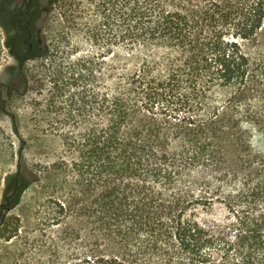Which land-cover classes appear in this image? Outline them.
Returning <instances> with one entry per match:
<instances>
[{"label":"trees","instance_id":"16d2710c","mask_svg":"<svg viewBox=\"0 0 264 264\" xmlns=\"http://www.w3.org/2000/svg\"><path fill=\"white\" fill-rule=\"evenodd\" d=\"M101 5L89 96L45 106L67 155L5 179L3 211L47 191L31 228L0 220L11 264H264V0Z\"/></svg>","mask_w":264,"mask_h":264},{"label":"rangeland","instance_id":"374dc122","mask_svg":"<svg viewBox=\"0 0 264 264\" xmlns=\"http://www.w3.org/2000/svg\"><path fill=\"white\" fill-rule=\"evenodd\" d=\"M106 1L45 0L49 4L43 30L45 50L38 59L30 58L23 65L22 77L16 75L18 67L5 47L0 30V77L9 86L6 92L10 87L20 91V95L4 97L8 114L0 116V204L5 179L14 172L20 150L26 165L40 173L67 155L59 133L61 120L54 118L55 112L52 116L46 114L45 106L74 105L76 99L71 100L72 97L89 96L90 53L104 47L90 42V27L103 24L104 29L103 9L107 7L100 5ZM123 55L122 46L115 44L107 55L103 70L106 77L110 73L108 66L121 69ZM44 183L33 185L21 194L17 206L11 203L10 209H0V220L17 216L21 229L25 230L39 223L43 217L41 205L47 196ZM12 242L0 240V264H11L8 254L13 250Z\"/></svg>","mask_w":264,"mask_h":264},{"label":"flooded vegetation","instance_id":"af4514ba","mask_svg":"<svg viewBox=\"0 0 264 264\" xmlns=\"http://www.w3.org/2000/svg\"><path fill=\"white\" fill-rule=\"evenodd\" d=\"M45 0H0V30L13 62L19 68L44 52Z\"/></svg>","mask_w":264,"mask_h":264}]
</instances>
